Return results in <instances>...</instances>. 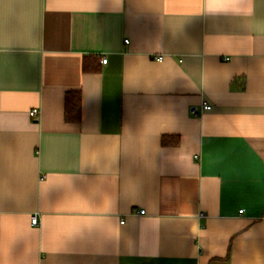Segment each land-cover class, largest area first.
I'll use <instances>...</instances> for the list:
<instances>
[{"label": "crops", "instance_id": "obj_1", "mask_svg": "<svg viewBox=\"0 0 264 264\" xmlns=\"http://www.w3.org/2000/svg\"><path fill=\"white\" fill-rule=\"evenodd\" d=\"M0 264H264V0H0Z\"/></svg>", "mask_w": 264, "mask_h": 264}, {"label": "trees", "instance_id": "obj_2", "mask_svg": "<svg viewBox=\"0 0 264 264\" xmlns=\"http://www.w3.org/2000/svg\"><path fill=\"white\" fill-rule=\"evenodd\" d=\"M92 57V56H86ZM95 60H99V56H93ZM87 61V60H86ZM87 70V66H84ZM64 118L67 122L78 123L82 118V95L80 91H68L65 96ZM162 143L164 145L177 144V137L163 136Z\"/></svg>", "mask_w": 264, "mask_h": 264}, {"label": "built area", "instance_id": "obj_3", "mask_svg": "<svg viewBox=\"0 0 264 264\" xmlns=\"http://www.w3.org/2000/svg\"><path fill=\"white\" fill-rule=\"evenodd\" d=\"M107 62V59L106 58H103L102 59V63H106ZM203 109L204 110H211L212 109V105L210 104V103H208L207 101H204L203 102ZM38 113H39V110L38 109H36V108H34V109H32L31 111H30V116L32 117V118H37V116H38ZM145 211L144 210H141L140 211V213H144ZM31 222H32V224H34V225H37L38 224V217L35 215V216H33L32 217V219H31ZM121 223H124V221H121Z\"/></svg>", "mask_w": 264, "mask_h": 264}]
</instances>
